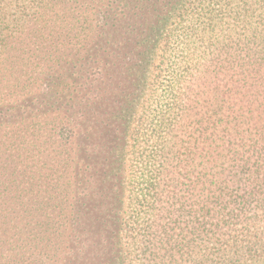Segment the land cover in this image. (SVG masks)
Segmentation results:
<instances>
[{"label": "trees", "instance_id": "obj_1", "mask_svg": "<svg viewBox=\"0 0 264 264\" xmlns=\"http://www.w3.org/2000/svg\"><path fill=\"white\" fill-rule=\"evenodd\" d=\"M0 264H264V0H0Z\"/></svg>", "mask_w": 264, "mask_h": 264}]
</instances>
